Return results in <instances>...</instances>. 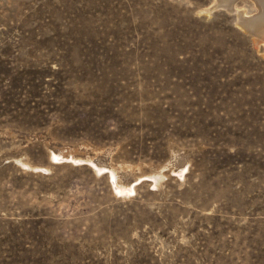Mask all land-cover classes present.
Here are the masks:
<instances>
[{"label":"rangeland","instance_id":"obj_1","mask_svg":"<svg viewBox=\"0 0 264 264\" xmlns=\"http://www.w3.org/2000/svg\"><path fill=\"white\" fill-rule=\"evenodd\" d=\"M214 1L0 0V264H264V39Z\"/></svg>","mask_w":264,"mask_h":264},{"label":"bare ground","instance_id":"obj_2","mask_svg":"<svg viewBox=\"0 0 264 264\" xmlns=\"http://www.w3.org/2000/svg\"><path fill=\"white\" fill-rule=\"evenodd\" d=\"M236 1L237 0H215L208 9L209 10L212 8L215 9V7L222 6V7H228L230 11H235L239 17V20L235 23V25L237 24L236 26H238L240 30L248 32L253 38L252 40L253 45L256 46L260 41H262V39H264V0H252L253 3L256 5L258 11L257 13L251 16L243 15L244 10L243 9L239 10L234 5ZM120 186L115 185L114 187L116 188V190L118 189L121 191L123 190V188Z\"/></svg>","mask_w":264,"mask_h":264}]
</instances>
